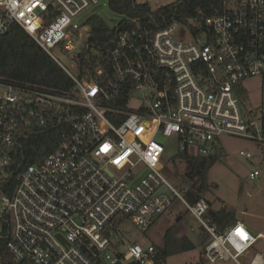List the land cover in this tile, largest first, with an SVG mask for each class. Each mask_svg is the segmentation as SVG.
I'll return each instance as SVG.
<instances>
[{
	"label": "built area",
	"instance_id": "obj_1",
	"mask_svg": "<svg viewBox=\"0 0 264 264\" xmlns=\"http://www.w3.org/2000/svg\"><path fill=\"white\" fill-rule=\"evenodd\" d=\"M101 4L107 0H0V38L20 27L72 81L60 91L0 77V180L17 182L0 199L12 264H168L154 244L127 240L124 226L147 232L176 198L209 238L204 262L264 264L256 251L264 234L240 221L225 230L212 223L209 202L191 204V186L178 190L161 172L160 142L175 139L190 166L224 155L223 137L254 143L264 160V0H225L214 17L164 28L122 16L114 38L96 49L88 18L78 20ZM255 77L263 79L259 107L244 87ZM46 129L56 131L57 148L12 169L22 141ZM262 174L256 167L249 180Z\"/></svg>",
	"mask_w": 264,
	"mask_h": 264
},
{
	"label": "trees",
	"instance_id": "obj_2",
	"mask_svg": "<svg viewBox=\"0 0 264 264\" xmlns=\"http://www.w3.org/2000/svg\"><path fill=\"white\" fill-rule=\"evenodd\" d=\"M224 2L225 0H176L168 5L153 9L150 4H138L136 0H107V6L114 13L125 16L129 22L138 19L143 23H149L152 28H164L174 22L186 23L191 19L197 20L201 17L199 13L205 19L214 17L222 11ZM87 24L92 29L91 48H104L115 36V30L97 14L89 16ZM89 56V51H86L79 57L81 68L85 66ZM0 77L60 91L69 90L72 87V81L65 71L18 26H14L8 34L0 38ZM59 142L54 129L36 132L28 140L22 141L12 169L43 162L57 148ZM177 159L184 158L177 156ZM218 160L219 157L194 158L192 160L190 170L183 177L185 186H191L185 194L191 204L204 198V194L211 191L212 186L208 181V173ZM16 186L17 182L14 177L1 179L0 199L4 194L11 197ZM209 205L208 218L212 223H216L221 230L237 223L238 219L233 210L223 207L216 211L212 209L211 202ZM6 218L7 222L3 223V231L0 235V264H12V257L7 247L11 236L8 215ZM180 221L181 218L166 231L163 247H157L163 262H168L170 257L195 248L188 238H177ZM200 238L204 247L209 238L202 234H200Z\"/></svg>",
	"mask_w": 264,
	"mask_h": 264
},
{
	"label": "rangeland",
	"instance_id": "obj_3",
	"mask_svg": "<svg viewBox=\"0 0 264 264\" xmlns=\"http://www.w3.org/2000/svg\"><path fill=\"white\" fill-rule=\"evenodd\" d=\"M176 0H155L150 3L153 9L168 5ZM99 15L108 26L114 28L122 20V16L114 13L108 6L101 4L85 12L78 21L89 16ZM62 62L71 70L73 61L62 58ZM244 87L249 94L250 101L254 107H259L262 103L261 91L263 79L255 77L244 82ZM137 101H132L130 107L136 108ZM165 146L166 164L161 168V172L168 181L181 190L184 184V175L190 170V163L177 159V142L175 139L160 138ZM225 154L213 165L208 173V181L212 186L210 192L204 194V198L211 202L213 209L218 211L223 207L233 210L237 219L254 233L264 234V160L260 157L258 147L245 139L223 137L221 139ZM241 152L250 153L253 159H246L241 156ZM262 169V177L259 181L249 180L250 173L254 168ZM2 206L0 204V211ZM181 218L179 223L180 231L177 238H188L195 246L193 250L177 254L168 259V264H210L204 262V247L200 238L198 223L190 217L180 199L173 200L172 207L164 213L153 227L147 232L135 228L130 223L124 226L125 238L129 241H137L143 246L154 244L161 248L165 243V233ZM195 228V231H192ZM177 231V230H176ZM258 253H264V240L257 246ZM255 253V252H254ZM246 264L245 259L240 260ZM217 264H235L232 260L220 261Z\"/></svg>",
	"mask_w": 264,
	"mask_h": 264
},
{
	"label": "snow or ice",
	"instance_id": "obj_4",
	"mask_svg": "<svg viewBox=\"0 0 264 264\" xmlns=\"http://www.w3.org/2000/svg\"><path fill=\"white\" fill-rule=\"evenodd\" d=\"M238 234L242 236V238H246L245 233L242 229L238 230Z\"/></svg>",
	"mask_w": 264,
	"mask_h": 264
},
{
	"label": "water",
	"instance_id": "obj_5",
	"mask_svg": "<svg viewBox=\"0 0 264 264\" xmlns=\"http://www.w3.org/2000/svg\"><path fill=\"white\" fill-rule=\"evenodd\" d=\"M164 191H166V188H162L160 192H164Z\"/></svg>",
	"mask_w": 264,
	"mask_h": 264
},
{
	"label": "crops",
	"instance_id": "obj_6",
	"mask_svg": "<svg viewBox=\"0 0 264 264\" xmlns=\"http://www.w3.org/2000/svg\"><path fill=\"white\" fill-rule=\"evenodd\" d=\"M179 160H182V159H179ZM183 161V160H182ZM212 209H213V207H212ZM237 222H239V220L237 221ZM241 222V221H240ZM245 224V223H244ZM157 247V246H156Z\"/></svg>",
	"mask_w": 264,
	"mask_h": 264
}]
</instances>
